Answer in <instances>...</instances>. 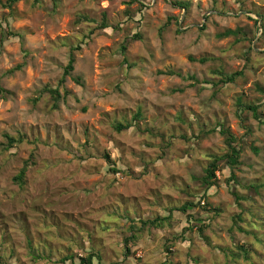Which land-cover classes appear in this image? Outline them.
Returning <instances> with one entry per match:
<instances>
[{"label":"rangeland","instance_id":"374dc122","mask_svg":"<svg viewBox=\"0 0 264 264\" xmlns=\"http://www.w3.org/2000/svg\"><path fill=\"white\" fill-rule=\"evenodd\" d=\"M174 1L0 0V40L22 36L0 46V264L92 251L104 264H264V124L246 107L264 119V0ZM139 110V127L115 129ZM220 125L241 164L206 191L198 177L228 150ZM6 135L23 140L7 148ZM186 202L207 207L190 208L204 234L181 236L187 217L171 209Z\"/></svg>","mask_w":264,"mask_h":264},{"label":"trees","instance_id":"16d2710c","mask_svg":"<svg viewBox=\"0 0 264 264\" xmlns=\"http://www.w3.org/2000/svg\"><path fill=\"white\" fill-rule=\"evenodd\" d=\"M21 0H7L6 3V7L7 8H11L14 4H16L17 2H19ZM174 3L180 7H182L183 9L188 10L190 7V2L189 1H183V0H176L174 1ZM142 5L144 6V4L142 3ZM83 19L86 20H90L87 19L86 17H78L77 22H83ZM107 25L105 23H101L100 25H98L97 27H95L92 32H96V30L99 29H104L106 28ZM241 30L240 29H227L224 33L220 34V36H230V35H237L239 34ZM17 36L22 38V36L18 33H13L8 31L7 33H4V35H2L1 40H0V46H2L5 42V40L7 39V37L9 36ZM136 38H139V35H135ZM134 38V37H133ZM82 48V45L79 44L77 46H71L69 49V53H68V64L65 66L64 68V74L62 79L60 80V84H63L67 77L70 76L72 74V72L75 70V64H76V54L75 51L76 50H80ZM127 51V43H124L121 47V52L123 53V55L126 54ZM202 61H204V59H202ZM21 65H19L18 68H20ZM172 74V73H171ZM238 74H242L241 72L238 73H234L231 75H227L225 80H222L223 83L226 82H232L235 80V76ZM77 82H80V79H76ZM52 98L54 99L55 103L58 105L60 100L62 99V95L60 93L59 88H47V90ZM239 103L242 104V100H239ZM247 109L251 110L254 114V116L260 121V123L264 124V119H262L261 116H263V112L259 111V105H247L246 106ZM141 117H142V113L139 110L135 116H134V121L133 122H127L126 124L123 123H117L115 125V129L118 132H122V131H126L132 127L138 126L137 121H141ZM139 127V126H138ZM217 129V128H216ZM215 129V130H216ZM214 130V129H213ZM220 134L224 137V141L225 144L228 147L227 152L224 155H215L213 157V160L209 163L208 167H206L203 171V174H201L198 177V180L200 181V183L205 187V190L207 191L209 188H211L214 185L218 184V180H217V172L218 171H222L224 168L228 167L231 170V176L230 179L232 178V180H234L236 178L235 176V170L239 168L240 164H241V148L238 145V138L231 132V130L226 127L225 125H220V129H219ZM7 138V148H11L15 146V143H20L22 142V138L19 139H15L14 137H11L9 135H6ZM104 158H106L108 164H110L109 167V171L112 173H116L119 172L118 169L113 166V161L111 159V155L110 153L107 151L104 153ZM29 163L28 161L24 164V167L22 168L20 174L17 176V179L22 183L23 182V178L26 174V171L28 169ZM207 204V202H206ZM200 207L203 210H207V207L201 206L200 203H189L186 202L184 203L181 207L176 208V209H171V212H174L175 210L180 212L183 215H186L187 217V222L188 225L185 226L183 228V232L181 233V236L184 238L185 234L187 232H192L197 230L199 232V234H204V229H205V225L204 223L198 224L197 221L201 220L198 217L194 216L193 214L190 213V208L193 207ZM171 216V214L169 216H165V217H158L156 219H147L145 221L142 220V224L143 225H153V226H159L162 222H164L165 220L169 219ZM133 235L127 237L125 239L126 242V256H128L131 252V249L128 245V242L133 241ZM170 242V241H169ZM170 247V246H169ZM169 247H167V250H169ZM245 252L247 253L248 250L245 249ZM79 258V263H76L75 257L70 255V256H66L64 257L61 262L65 264L66 260H71L73 264H94L95 259H97V263L98 264H104L101 261L100 255L97 252H89L84 256H80ZM99 261V262H98Z\"/></svg>","mask_w":264,"mask_h":264}]
</instances>
